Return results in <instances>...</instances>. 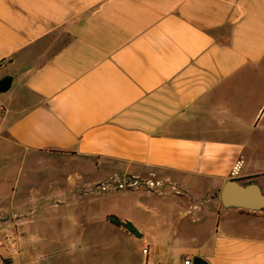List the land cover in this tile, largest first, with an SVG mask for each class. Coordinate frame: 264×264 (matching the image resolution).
Listing matches in <instances>:
<instances>
[{"label":"crops","instance_id":"0c3cea01","mask_svg":"<svg viewBox=\"0 0 264 264\" xmlns=\"http://www.w3.org/2000/svg\"><path fill=\"white\" fill-rule=\"evenodd\" d=\"M5 77L17 104L0 103L4 140L32 170L80 173L21 213L1 196L0 228L23 238L0 264H264V212L219 200L229 179L264 186L250 165L263 153L264 0H0ZM114 175L124 191L98 194ZM117 200L121 213L99 215Z\"/></svg>","mask_w":264,"mask_h":264},{"label":"rangeland","instance_id":"374dc122","mask_svg":"<svg viewBox=\"0 0 264 264\" xmlns=\"http://www.w3.org/2000/svg\"><path fill=\"white\" fill-rule=\"evenodd\" d=\"M14 89L9 92L0 94V103L12 114L13 109H15L17 104V97L14 96ZM2 112L0 109V119L2 117ZM264 118V115L263 117ZM260 146L263 148V153L259 156L252 157V162L250 165L255 168H264V135L260 136L259 139ZM42 166L38 169L32 170L30 168V161L27 157H23L22 152H20L11 143L4 140V134L1 133L0 128V198L10 199L14 197L15 204L13 205V210L15 212L21 213L25 204H29V201L34 197L35 192H40L42 195L46 194L47 191L51 189L49 183H61V185L69 183L70 179H74L79 171L77 165L68 162H59L58 164H51L44 159L38 161ZM58 162V161H55ZM38 163V164H39ZM57 167V168H56ZM61 167V168H60ZM257 183H264V178L256 181ZM101 184L98 194L103 195L107 193H121L124 191L125 185L122 175L109 176L105 179H101ZM138 188V187H136ZM264 193V186L262 187ZM15 192L13 193V191ZM47 195V194H46ZM2 199V198H1ZM1 201V200H0ZM3 210L1 214L2 217L10 215L12 210L9 209V204L0 205ZM124 208L123 201L117 200L113 204H109V201H104L99 203L98 212L102 216L105 212L113 211L121 213ZM28 210V209H27ZM96 211V209H94ZM80 211H86V208L82 205H70L66 210H62L67 214H77ZM48 212H53L48 210ZM61 212V211H60ZM264 212V211H263ZM96 213V212H95ZM95 222V221H94ZM75 223H83L82 221L75 220ZM94 227L101 229L109 227L100 220L98 224L94 223ZM19 240L23 237L20 235L16 236L14 233L8 232L6 229L0 228V241L6 238H16ZM17 238V239H18Z\"/></svg>","mask_w":264,"mask_h":264},{"label":"water","instance_id":"95a60500","mask_svg":"<svg viewBox=\"0 0 264 264\" xmlns=\"http://www.w3.org/2000/svg\"><path fill=\"white\" fill-rule=\"evenodd\" d=\"M11 82L10 77L1 79L0 93L7 92ZM219 200L224 209H239L249 212L264 211V193L255 182L244 185L237 179H229L220 189ZM109 220L114 221L115 218L111 217ZM124 227L128 232L139 237V234L130 223L125 224Z\"/></svg>","mask_w":264,"mask_h":264},{"label":"built area","instance_id":"2783aa9c","mask_svg":"<svg viewBox=\"0 0 264 264\" xmlns=\"http://www.w3.org/2000/svg\"><path fill=\"white\" fill-rule=\"evenodd\" d=\"M243 165V161H238L231 169V176L236 177L238 173L240 172ZM0 249L5 250L7 253H15L17 251L16 246L14 244V241L12 238H6L3 241H0ZM143 253H146V250L143 251ZM181 264H191L190 259H184Z\"/></svg>","mask_w":264,"mask_h":264},{"label":"trees","instance_id":"16d2710c","mask_svg":"<svg viewBox=\"0 0 264 264\" xmlns=\"http://www.w3.org/2000/svg\"><path fill=\"white\" fill-rule=\"evenodd\" d=\"M253 181H251V182H249V183H252ZM112 223H114V224H116V225H120V222L117 220V219H115L114 221H111Z\"/></svg>","mask_w":264,"mask_h":264}]
</instances>
